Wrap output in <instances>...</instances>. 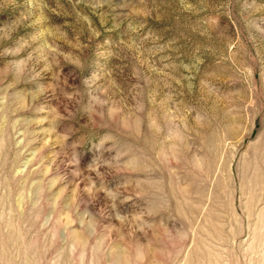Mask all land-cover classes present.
Segmentation results:
<instances>
[{"label":"rangeland","instance_id":"374dc122","mask_svg":"<svg viewBox=\"0 0 264 264\" xmlns=\"http://www.w3.org/2000/svg\"><path fill=\"white\" fill-rule=\"evenodd\" d=\"M0 264H264V0H0Z\"/></svg>","mask_w":264,"mask_h":264}]
</instances>
